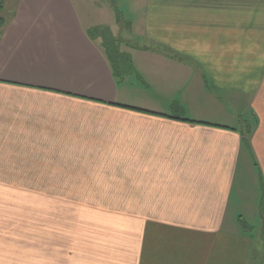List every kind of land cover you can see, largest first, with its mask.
Segmentation results:
<instances>
[{
  "label": "crops",
  "instance_id": "crops-1",
  "mask_svg": "<svg viewBox=\"0 0 264 264\" xmlns=\"http://www.w3.org/2000/svg\"><path fill=\"white\" fill-rule=\"evenodd\" d=\"M18 3L0 21V264H253L264 0Z\"/></svg>",
  "mask_w": 264,
  "mask_h": 264
},
{
  "label": "rangeland",
  "instance_id": "rangeland-1",
  "mask_svg": "<svg viewBox=\"0 0 264 264\" xmlns=\"http://www.w3.org/2000/svg\"><path fill=\"white\" fill-rule=\"evenodd\" d=\"M20 0H0V21L3 20L6 24L9 23V18L14 17L15 13H17L18 6ZM87 1H92V0H87ZM95 1V0H94ZM109 0H100V3L103 4L104 6L108 3ZM18 5L16 6V4ZM113 3L118 4L119 0H116V2ZM91 10L93 7H90ZM117 9L121 12L126 14V9L124 8V2L121 1L117 7ZM30 171L33 172L35 171V168H30ZM31 174V173H29ZM32 175V174H31ZM36 175V174H34ZM47 185H50L49 183H25L21 184L18 183V186L21 187L23 186L24 188H30L32 190H38V189H44ZM55 185H62V183H57ZM85 187L83 186H78L77 189H84ZM95 205H116L117 200L115 199H95L94 200ZM257 223H249L248 226L250 228L245 227L244 232L250 237L252 241V251L250 252L251 254V261L253 264H264V251L261 250V245H262V237L261 233L257 230ZM255 228V229H251ZM263 249V248H262Z\"/></svg>",
  "mask_w": 264,
  "mask_h": 264
},
{
  "label": "trees",
  "instance_id": "trees-1",
  "mask_svg": "<svg viewBox=\"0 0 264 264\" xmlns=\"http://www.w3.org/2000/svg\"><path fill=\"white\" fill-rule=\"evenodd\" d=\"M262 206H264V203H263V205H261V207H262ZM260 210H261L262 219H263V223H264V209H261V208H260ZM263 235H264V234H263Z\"/></svg>",
  "mask_w": 264,
  "mask_h": 264
}]
</instances>
